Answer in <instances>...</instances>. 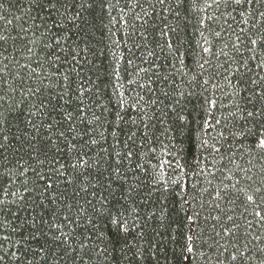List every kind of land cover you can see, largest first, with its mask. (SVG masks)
Masks as SVG:
<instances>
[{
	"label": "snow or ice",
	"instance_id": "obj_1",
	"mask_svg": "<svg viewBox=\"0 0 264 264\" xmlns=\"http://www.w3.org/2000/svg\"><path fill=\"white\" fill-rule=\"evenodd\" d=\"M184 2L175 0L176 5ZM23 3L22 15L15 17L18 23L0 15V233H7L0 234V264H143L150 258L155 264H200L201 260L204 264H264V0H211V4L205 0V7H223L221 15L231 17L238 29L227 20L219 31L207 29L222 43L216 64L197 59L190 45L184 49V37L165 24L159 33L166 38L165 44L157 47L164 51L166 46V59L172 62H153L150 69H139L145 75L155 69V79L148 76L147 84L139 85L152 93L147 101L139 92L125 95L120 91L123 83L111 84L113 77L123 79L120 60L135 63L132 49L140 45L133 42L128 49L131 56L121 55L108 74L109 103L115 96L114 108L98 98L99 85L84 86L82 73L85 63H93L88 56L96 55L92 41L97 5L108 12L111 23L116 19L111 10L120 0L115 4L112 0ZM168 3L128 0L132 5L128 11L146 25L149 19L145 18L156 15V4L163 8ZM120 11L124 14V8ZM219 19L207 17L213 22ZM152 27L155 30V23ZM140 35L147 41L144 33ZM113 44L119 46L118 41ZM197 46L203 53L216 55L215 43L207 38ZM9 48L19 55L27 52L28 62L20 64L5 55ZM154 55L147 52V57ZM219 56L225 59L219 62ZM188 60L200 69L187 81L188 88L200 89L198 110L187 107V97L196 93L185 92L183 82L178 85L174 78L188 76ZM221 80L231 90L223 93L229 104H222L215 95L224 87ZM127 83L138 81L132 78ZM145 105L155 111L149 114ZM133 110L135 116L130 114ZM157 125L164 126L163 131ZM138 132L143 133L139 147L147 145V151H133ZM157 132L168 134L170 147L163 145ZM174 132L185 137L188 147L183 141L179 147L173 143ZM157 143L161 144L159 152ZM10 149L15 158L11 168ZM141 157L146 159L141 161ZM137 169L150 178L146 197L141 196L144 204L152 203L147 215L156 218L158 208V219L165 227H172L163 224L169 218L170 202L187 204L204 193L210 197L214 193V208L203 217L206 227L198 223L206 211L201 198L199 209L184 218L192 222L188 231L183 230V221L176 225L170 236L172 247L164 251L162 262L151 251L156 245L146 239L147 222L140 223L141 205L130 200L132 192L144 186L125 187L126 171ZM209 176L220 178L219 186H213ZM201 178L213 187L212 192L201 184ZM17 183L23 192L18 200H8L19 191L10 192L8 185ZM116 191L121 196L113 203ZM18 201V210L22 207L30 218L11 212L10 205ZM9 216L19 220V225L12 226ZM205 233H209L206 239ZM138 241L149 245L147 256ZM204 248L207 252L199 251Z\"/></svg>",
	"mask_w": 264,
	"mask_h": 264
},
{
	"label": "trees",
	"instance_id": "obj_2",
	"mask_svg": "<svg viewBox=\"0 0 264 264\" xmlns=\"http://www.w3.org/2000/svg\"><path fill=\"white\" fill-rule=\"evenodd\" d=\"M112 3L115 4L116 0H112ZM208 3L211 4V0H208ZM3 4H4V8L0 9V15H5L8 20H11L13 22V24L18 23V21L15 20V17L22 15L21 9L25 7L23 0H3ZM125 5H127V7H125ZM131 7L132 5L128 4V0H120L119 5H117L111 10V16L116 18L115 21L111 23L109 22L110 17L108 12L101 11L99 5H97L96 8L95 20H94L95 27L93 30V41H92L95 46L96 55L88 56V60L92 61L93 63L92 64L85 63L84 65L85 70L82 73V75L84 76V80L82 81V83H84V86L86 88L93 87V89L95 85H99L100 95L98 98L104 104L108 105L109 108H114L116 103L115 96L111 97V103H109V96H111V84L123 83L125 87L123 89H120V91H123L125 95L135 96L136 93L139 92L140 95L144 96L146 101L149 99V97L152 96V93H149L146 88L139 87V85H146L148 81V76H152L153 79H155L154 76L155 69H152V71L149 72L148 75H145V73L143 72H139V69L140 68L150 69L152 67L153 62H155L158 65L159 64L167 65L170 62H172L170 57L166 59L167 57L166 46L164 48V51H161V49L157 47L158 44L160 45L165 44L166 38L159 35L160 30L163 29L165 24H167L169 28H177V31L180 32V34L184 37V39L187 41V43L184 45V49H187L190 45L194 53L196 54L197 59L203 57L205 59H208L211 64H216L218 62L216 56L219 55L218 50L222 46V43L218 38H215L212 35V33L207 29L211 27L215 31H219L220 28L224 26L225 20H227L229 23H232L233 29H237V24L232 21L231 17L227 16L226 14L221 15V13H225V9H223V7L217 9L214 4H212L211 7H205V0H185V2L181 5H176L175 0H170V3L163 6V8H170L171 9L170 11H164L159 4H156L155 6L156 15L151 18H145V19H149V23L146 25L143 24V20L141 21L134 20L133 12L128 11V8ZM144 7L149 12L152 11V9L148 6L147 3H144ZM121 8H124V14L121 13L120 11ZM139 11L140 10L138 8L135 9V12H139ZM228 11H231V8H229ZM176 12L180 13L178 17L175 15ZM122 15H123V20L121 19ZM233 15L236 16L237 21L240 20V16L238 12L233 13ZM208 16L219 17L220 19L218 22H213L207 20ZM201 19L205 21L204 24L200 23ZM124 20H126L128 23L125 24ZM153 23H155L156 26L155 30L152 27ZM0 26H3V21H0ZM239 27H248V25L240 24ZM200 32L204 33L203 37H201ZM141 33H144V35L147 36V41L143 39V37L140 35ZM15 34H16L15 31H13L12 35ZM205 38L215 43L214 51L216 52V55L203 53L201 51V48L197 46V42H199L200 45H204ZM222 38L224 42H227V36H223L222 34ZM113 41H118L119 46L117 47L115 44H113ZM133 42L140 45V48L132 49L133 52L135 53V63L133 65H127L124 60H120L119 62L120 76L123 77V79L117 81L116 78L113 77L111 78V84H110L108 74L112 72L113 67L116 65V61L119 59L121 55H123L125 58L131 56V53L128 52V49L132 48ZM148 51H153L156 55L152 57H147ZM141 53L144 54L143 57L141 56ZM5 55H9L10 58L14 57L16 60L19 61L20 64H25L28 62L29 54L27 52H23L22 55H19L13 52L11 48H9V51L5 53ZM157 56H159V59L156 58ZM81 59L83 58L81 57ZM224 59L225 58L223 56H219V62H222ZM187 64H188V68L185 69V71L188 72V76H182L177 74L175 75L174 78L176 84L178 85H180L183 82V89L185 92L196 93L195 95L187 97V107L189 109L198 110L200 103V98L198 94L200 89L188 88L187 81L190 76L194 74H198L200 72V69L196 66L195 63H193L192 60H188ZM35 66H36L35 63L33 62V67ZM176 66L179 67L178 62H176ZM233 66L235 67V65ZM205 67L207 68L208 66L206 65ZM125 69H127V73L125 72ZM37 71L39 72L40 69L37 68ZM161 71L163 72L164 69H161ZM209 71H211V69H209ZM164 74L167 73L165 72ZM132 78H136L138 83L129 85L127 81ZM45 83H47V81H45ZM220 83L224 85V82L222 80L220 81ZM153 87H156V85H153ZM226 91H231V90L228 89L226 85H224L222 89L216 90L215 93L216 97L220 100L222 104H229V98L223 95V93ZM157 95H159L158 92ZM93 98L95 99L97 97H93ZM165 103H167V101H165ZM145 109L149 111V114L155 111V108L148 109L147 105H145ZM97 111L99 112L98 109ZM221 112H223L222 108L220 109L219 112H217V116H219ZM130 114L135 116L136 112L133 110L131 111ZM153 123H155V121H153ZM163 127L164 126L157 125V128L160 129V131H163ZM14 130L15 129L13 128V131ZM156 134L157 136H159V132H157ZM142 135H143L142 132L137 133L136 146L133 147L134 152L147 151V145L143 149L139 147ZM171 135L175 136V141H173V143H176L177 147H179L181 141H183L185 143V146L188 147L185 137L180 136L179 133H175V132L172 133ZM121 139H123V137H121ZM159 139L163 142V145H167L170 147L168 134L159 136ZM109 143H111V141H109ZM155 146L157 147V150L159 152L161 144L157 143L155 144ZM15 147H19V145H15ZM13 151L14 149H10L8 153V160L11 161V163L8 164V167L10 168L14 167L15 165V158L12 155ZM144 159L146 158L141 157V161H143ZM136 162L137 161L134 159L133 163ZM152 163H155V160H153ZM2 171L3 168H0V172ZM122 171L125 170L122 169ZM125 174L128 177V182L125 184L126 188L131 186V184L133 183H138L144 186L142 189L134 190L130 196V200L135 201L136 203L141 205L140 215L143 217V219L140 221V223L143 224L145 223V221L147 222L148 227L145 229L146 239L150 240L152 244L156 245V247L152 248L151 251L157 253V255L161 259V262L163 260L164 251L172 247L170 236L175 234L176 225L179 224L181 221H183L184 223L182 225V228L186 232L188 231V228L192 226V222L187 221L184 218L186 215L192 214L194 210L199 209V201L201 198L206 202L205 204L206 211L201 212V219L200 221H198V223H200L202 227H206L203 224V217L207 215L208 212L212 211V208H214V205L211 204V200L214 197V193H213V197H210L208 193H204L203 196L198 197L195 202L189 201V203L187 204L183 202L180 203L170 202L168 205L169 218L163 222L164 225L171 223L172 227L169 228L162 226L161 222L159 221L158 217L161 215V213L158 208L155 211L156 218L148 217L147 213L150 210H152V203L150 202L148 204H144L143 201L141 200V196L146 197V193L148 192V185L150 183L149 175L145 174L143 171L139 169H137L134 172L126 171ZM209 179L212 180L213 186H219L220 178H213V176H209ZM201 184L205 187H208L209 192L213 191L212 186L204 184L203 178H201ZM8 187L10 192L17 191L18 189L19 191H17V197H12L11 195H9L7 199L18 200L19 195L23 192V189L20 187V185L17 183L16 185H8ZM105 195H107V193H105ZM112 195L115 198L113 199V203H115L116 200L119 199V197L121 196V192L116 191ZM19 203L20 202L18 201L17 204L10 205L11 212L15 213L16 216L22 218H30L29 213L25 212L22 207L20 208V210H18ZM28 203H31V201H28ZM221 206L223 207V204ZM215 214L216 213L213 212V215ZM8 219L12 222V226H17L20 223L19 220L13 219V217L11 216H9ZM102 227L106 228L108 226L102 225ZM8 231H10V229ZM157 233H159V235H157ZM0 234H7V233L5 232ZM208 235L209 233H205L204 238L206 239ZM138 244H143L145 249V255L147 256V249L149 245L144 241H138ZM199 251L207 252V249L206 248L199 249ZM143 264H155V259L154 258L146 259L143 262ZM200 264H204V262L201 260Z\"/></svg>",
	"mask_w": 264,
	"mask_h": 264
}]
</instances>
